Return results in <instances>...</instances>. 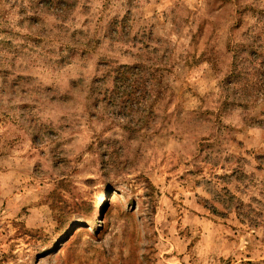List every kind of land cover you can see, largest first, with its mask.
<instances>
[{
    "label": "rangeland",
    "instance_id": "1",
    "mask_svg": "<svg viewBox=\"0 0 264 264\" xmlns=\"http://www.w3.org/2000/svg\"><path fill=\"white\" fill-rule=\"evenodd\" d=\"M0 264H264V0H0Z\"/></svg>",
    "mask_w": 264,
    "mask_h": 264
},
{
    "label": "bare ground",
    "instance_id": "2",
    "mask_svg": "<svg viewBox=\"0 0 264 264\" xmlns=\"http://www.w3.org/2000/svg\"><path fill=\"white\" fill-rule=\"evenodd\" d=\"M104 197H105V193H103V194L101 195V200H99V204L97 205V209L95 208V209H96V211H95V215H97L98 218H101V217H102V211H103V199H104ZM81 224H82V222H80V221L72 222V223L69 224V225L67 226V228L63 231L61 237H62L63 239L66 238V237L69 235V233H70L72 230H74V228H75L76 226H79V225H81Z\"/></svg>",
    "mask_w": 264,
    "mask_h": 264
},
{
    "label": "trees",
    "instance_id": "3",
    "mask_svg": "<svg viewBox=\"0 0 264 264\" xmlns=\"http://www.w3.org/2000/svg\"><path fill=\"white\" fill-rule=\"evenodd\" d=\"M68 226V225H67ZM67 226L66 227H64V229L63 230H65L66 228H67Z\"/></svg>",
    "mask_w": 264,
    "mask_h": 264
}]
</instances>
